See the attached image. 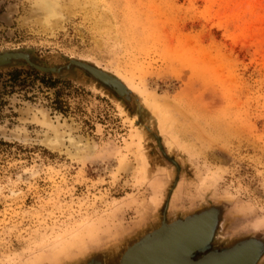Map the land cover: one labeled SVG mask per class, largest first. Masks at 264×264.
Instances as JSON below:
<instances>
[{"label": "rangeland", "instance_id": "374dc122", "mask_svg": "<svg viewBox=\"0 0 264 264\" xmlns=\"http://www.w3.org/2000/svg\"><path fill=\"white\" fill-rule=\"evenodd\" d=\"M18 51L60 70L0 66V264H128L195 217L191 262L248 244L264 264V0H0Z\"/></svg>", "mask_w": 264, "mask_h": 264}, {"label": "water", "instance_id": "95a60500", "mask_svg": "<svg viewBox=\"0 0 264 264\" xmlns=\"http://www.w3.org/2000/svg\"><path fill=\"white\" fill-rule=\"evenodd\" d=\"M16 59H25L33 67L43 71L60 70L55 67L39 66L30 60L27 53L20 51L0 54V66ZM71 65H76L88 71L121 95H130L129 90L121 81L101 69L77 60H71L66 67ZM210 227L208 222H202L198 217L190 218L181 223L166 224L161 228L159 235L154 240L144 243L130 253L128 264H151L152 261L150 260H156V264H231L233 260L240 257L241 259L243 258L242 264H255L257 255L247 246L248 244H240L220 255L198 262H191L194 253L205 247L210 240Z\"/></svg>", "mask_w": 264, "mask_h": 264}, {"label": "trees", "instance_id": "16d2710c", "mask_svg": "<svg viewBox=\"0 0 264 264\" xmlns=\"http://www.w3.org/2000/svg\"><path fill=\"white\" fill-rule=\"evenodd\" d=\"M27 75V76H34L37 77L43 85H45L48 88H56L57 84L62 82L61 80L54 78L52 76H48V75H41L38 71L33 70V71H29V70H23V69H13L12 71L9 72V77H10V82H17L21 75ZM22 82H24L22 80ZM24 84V83H23ZM54 108L56 110L65 112L66 109H64V104L61 100V96L59 91H56V96H55V100H54Z\"/></svg>", "mask_w": 264, "mask_h": 264}, {"label": "bare ground", "instance_id": "6f19581e", "mask_svg": "<svg viewBox=\"0 0 264 264\" xmlns=\"http://www.w3.org/2000/svg\"><path fill=\"white\" fill-rule=\"evenodd\" d=\"M44 10H47V12H45L46 13V19L48 20L50 17H52V16H54V15H56V12L54 11V8H52V7H46V9H44ZM45 16V15H44ZM50 20V19H49ZM48 20V21H49ZM50 140V139H49ZM59 140H57V142H58ZM57 142H54V140L53 141H50V144L51 145H53V147L56 145V146H59V144L57 143ZM58 144V145H57ZM195 232V231H194ZM190 235V234H189ZM194 235V234H193ZM246 258V257H245ZM150 261H152L151 262V264H156V260H150ZM150 261H148V262H150ZM147 262V263H148ZM242 262H243V258L241 259V257L240 258H236L235 260H233V262L231 263V264H242Z\"/></svg>", "mask_w": 264, "mask_h": 264}]
</instances>
